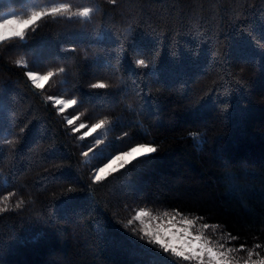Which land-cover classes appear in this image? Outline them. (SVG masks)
Listing matches in <instances>:
<instances>
[{"label": "trees", "instance_id": "trees-1", "mask_svg": "<svg viewBox=\"0 0 264 264\" xmlns=\"http://www.w3.org/2000/svg\"><path fill=\"white\" fill-rule=\"evenodd\" d=\"M60 3L92 7L90 21L48 15L0 41V264H199L125 227L141 208L194 220L240 262L264 256V0H0V13ZM28 71L55 74L36 89ZM55 95L77 104L61 113ZM105 118L99 135L73 131ZM138 143L158 150L94 181Z\"/></svg>", "mask_w": 264, "mask_h": 264}, {"label": "snow or ice", "instance_id": "snow-or-ice-1", "mask_svg": "<svg viewBox=\"0 0 264 264\" xmlns=\"http://www.w3.org/2000/svg\"><path fill=\"white\" fill-rule=\"evenodd\" d=\"M115 3V0H112ZM72 5L68 3H60L58 5H53L50 8L41 9L39 11H33L27 19H21L17 16H11L8 19L0 20V41L9 40L14 37H23L25 31L30 28V26L35 25L42 17L52 15L57 16L66 15L67 17H79L85 21H90L94 9L92 7H81L77 8L75 11H71ZM17 63H23V61H18ZM137 63L141 66L146 65L145 59H139ZM63 71V69H59ZM53 71H48L41 75L35 71H28L27 77L30 78L31 82L34 84L36 89H44L48 84L49 80L54 76ZM93 88H105L107 87L104 83H98L91 85ZM49 100H55V104L59 107V111L63 113L66 108H71L77 104L76 99L65 100L63 98L49 97ZM78 116H73L71 119L67 120V124L73 125L78 119ZM108 123L107 118L100 119L98 122L93 123L90 130L84 133V136H92L98 129L103 128ZM85 128V124H80L78 128H74L73 131L79 132L80 129ZM196 134L193 133V136ZM97 144L101 143L96 141ZM157 147L153 143H138L134 146L129 147L127 150L120 151L118 154H112L107 158V162L103 163L102 166H98L94 169L93 179L95 182H103L108 177L112 176L114 173L125 169L127 165L132 164L134 161H139L141 158L150 156L157 152ZM92 147L88 148V151L83 153V156L87 157L89 153L93 152ZM71 190V189H69ZM4 196V200L7 201L9 196ZM21 205L18 203L16 205L19 208ZM7 211L6 207L0 208V213ZM165 216L169 213L165 212ZM144 218H149L145 221ZM158 217H153L152 214L141 208L136 212L135 216L127 220L125 227L132 225L134 221H140L144 226L141 229L143 236L141 239H146L151 245L158 246L165 253H170L171 255L181 258L186 261L197 260L199 264H240L239 260H234L230 258L231 248L221 251L225 246L220 244L218 247L211 246L210 241L204 237L202 233L194 234L191 230V226L194 225L195 221L192 219H184L182 223L188 225L189 227H180L173 223L175 217H172L167 221L170 226H165V224H159L158 226H153L152 221L158 220ZM209 227L208 225L204 226ZM133 232L136 229H132ZM240 251L245 250V245L241 244L239 246ZM253 255H258L252 251L247 253V258L243 260V264H264V256L258 259H253Z\"/></svg>", "mask_w": 264, "mask_h": 264}, {"label": "rangeland", "instance_id": "rangeland-1", "mask_svg": "<svg viewBox=\"0 0 264 264\" xmlns=\"http://www.w3.org/2000/svg\"><path fill=\"white\" fill-rule=\"evenodd\" d=\"M38 8V9H37ZM42 8H46V6L45 5H42V6H38V7H36L35 5H32V6H27L23 11H18V10H16V9H13V8H11L10 10H7V11H5V12H2V13H0V20H3V19H8V18H10L11 16H17V17H19V18H21V19H27L30 15H31V13L33 12V11H39V10H41ZM36 72V71H35ZM38 73L39 74H41V75H43L44 73H40L39 71H38ZM53 97H55V98H63V99H65V100H68L69 98H67V97H64V96H62V95H55V96H53ZM54 102H55V100H53ZM60 107V106H59ZM73 107V106H72ZM67 109H70V108H66L65 110H67ZM90 125L87 127V128H83V131H84V133L85 132H87V131H89L90 130ZM100 132H101V129H98L95 133H93L92 135H99L100 134ZM84 133H83V135H84ZM181 193H182V191H181ZM180 192H178L177 194H181ZM145 210H147V209H145ZM139 211V210H138ZM147 211H149V210H147ZM151 214H152V216L153 217H158L159 219L158 220H153L152 221V223H153V226H158L159 224H165V226H170V225H168L167 224V221L169 220V219H171L172 217H174V216H172V215H168V216H165L164 215V213L163 214H161V213H155V212H151V211H149ZM145 219V221H147L149 218H144ZM184 219L183 218H180L179 216H176L175 217V219L173 220V223L177 226V228H180V227H189L188 225H184L183 223H182V221H183ZM138 223H139V225L141 226V228H143V224L140 222V221H138ZM191 230L193 231V233L194 234H199L200 232H198V231H196V230H194L193 229V227L191 226ZM211 243V242H210ZM211 246H213V247H216V246H214L212 243H211ZM221 251H224V250H226V249H220ZM230 258H232L231 256H230ZM234 259V258H233ZM195 260V259H194ZM234 260H236V259H234ZM197 263H199L197 260H195ZM240 264H243V262H240Z\"/></svg>", "mask_w": 264, "mask_h": 264}]
</instances>
